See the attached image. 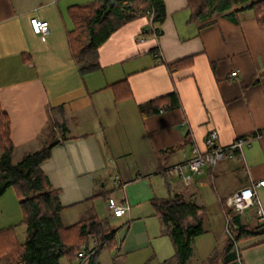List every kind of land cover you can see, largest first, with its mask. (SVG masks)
Here are the masks:
<instances>
[{
    "label": "crops",
    "instance_id": "crops-1",
    "mask_svg": "<svg viewBox=\"0 0 264 264\" xmlns=\"http://www.w3.org/2000/svg\"><path fill=\"white\" fill-rule=\"evenodd\" d=\"M92 1L0 0V108L10 120L12 161L58 140L40 167L59 190L63 224L77 222L94 195L125 198L131 209L121 217L127 229L113 264H174V246L152 199L176 195L193 202L206 231L210 207L209 214L225 223L226 198L264 177V25L252 10L194 22L187 0H163L158 35L141 34L148 15L122 25L98 48V67L82 74L69 49V12ZM32 17L48 22L47 34L31 30ZM178 60L188 61L170 73L165 64ZM122 80L127 95L116 100L113 84ZM171 93L177 107L140 115L139 104ZM80 126L88 129L77 132ZM212 130L219 146L251 136L244 160H221L189 184L164 172L187 159L193 144L206 151ZM116 175L126 183L124 192L112 188ZM239 216L256 229L237 244L240 263L264 264V229L244 212ZM21 218L9 188L0 196V230ZM21 228L15 229L20 242ZM202 235L192 242L188 264H222L226 235L219 249Z\"/></svg>",
    "mask_w": 264,
    "mask_h": 264
},
{
    "label": "trees",
    "instance_id": "trees-1",
    "mask_svg": "<svg viewBox=\"0 0 264 264\" xmlns=\"http://www.w3.org/2000/svg\"><path fill=\"white\" fill-rule=\"evenodd\" d=\"M187 4L190 19L194 22L207 20L214 15L229 16L252 10L257 24L264 25V0H187ZM150 8L153 9L154 30L159 34L156 23H161L165 17L163 0H93L85 5L72 6L68 43L78 70L86 74L96 69L98 48L122 25L147 15ZM148 30L144 29L141 34H151ZM187 61L178 60L165 65L170 73H174ZM113 87L116 100L127 95L128 84L125 80L113 84ZM166 98L169 102L163 104ZM176 98L175 93H171L139 104V113L146 117L177 107ZM57 143L56 139L46 142L40 149L14 163L10 120L0 108V196L7 189H13L22 215L17 224L0 230V264H60L59 260L63 257L71 262L78 251L89 250L90 240H95V244L91 246L93 253L87 264H101V252L105 248H116L118 228H110L106 218L97 216L93 205L95 195L85 201L89 206L77 222L63 224L61 212L64 207L59 199V190L51 186L40 167ZM152 204L165 234L174 246L172 261L174 264H188L194 238L205 232L198 217L200 208L176 195L165 199L154 198ZM228 216H231V237L226 236L222 264H238L236 244L252 236L256 229L243 224L240 216L231 209ZM18 226L25 229L22 242L18 240L15 230Z\"/></svg>",
    "mask_w": 264,
    "mask_h": 264
},
{
    "label": "built area",
    "instance_id": "built-area-1",
    "mask_svg": "<svg viewBox=\"0 0 264 264\" xmlns=\"http://www.w3.org/2000/svg\"><path fill=\"white\" fill-rule=\"evenodd\" d=\"M147 15L149 24V30H147L151 32V34L158 35V32H155L153 27L154 15L152 8L148 10ZM29 22L31 30L35 34L43 35L48 33L49 25L47 21L32 17ZM142 31H144V29ZM237 73V71H232L230 73V77L235 78ZM217 139V132L215 130L210 131L205 140L208 147L206 151H201L196 144H193L191 155L187 159L167 167L164 172L174 174L184 183L189 184L195 176L202 174L208 167L216 165L221 160L231 158H237L242 161L244 160L243 146L248 144L251 136H240L225 146L216 145ZM111 185L114 190L124 192L126 183L122 182L119 176L116 175L112 178ZM261 187H264V177L251 181L249 184L235 191L226 198L225 203L235 214L238 215L242 214L246 210H250V216L257 221L260 229H264V206H262V203L257 195V189ZM106 209L112 217L121 218L129 216L131 206L125 198L119 200L115 197H108L106 200ZM230 222L231 216L226 217L225 231L227 235L231 237L229 231ZM91 248L92 247H89L88 251H85L84 249L78 251L76 255V264H87L90 254L93 253ZM235 249L237 262L238 264H241L237 244Z\"/></svg>",
    "mask_w": 264,
    "mask_h": 264
},
{
    "label": "rangeland",
    "instance_id": "rangeland-1",
    "mask_svg": "<svg viewBox=\"0 0 264 264\" xmlns=\"http://www.w3.org/2000/svg\"><path fill=\"white\" fill-rule=\"evenodd\" d=\"M87 129H88V127H86V126H80V127H78V129L76 131L81 132V131H85ZM257 195H258L259 200L262 203V206H264V189H258ZM93 202H94L93 205H94L97 216L100 219L106 218L109 222V225L111 226L110 228H112L113 226H114V228H119L118 231L116 232L117 233L116 234V241L118 244L120 242L121 238L124 236V233L127 229V224H124V223L122 224V222H124V218L116 219L114 217H111L109 212L106 209V204H105V200L103 197L96 196L94 198ZM209 210L211 212H213L212 207H210L208 209V213L206 214V218L209 219L208 222H210V227H209L208 223L204 224V227L207 230L200 237V240H203L205 243H208L209 241L211 243H215L214 247L216 249H219L220 248V240L221 241L224 240L225 235L227 236V233L225 231V223H224V221H218L215 218L214 213L209 214ZM250 214H251L250 210H246L244 212V215L247 216V219L250 218ZM65 221H67V220H65ZM249 222H251L250 219H249ZM18 234L20 235V240H22L24 238V228H21L18 231ZM115 251H116V249L109 250V249L105 248L100 254L101 264H113L114 263L113 259L116 258V252ZM61 262H62V264H65L67 262V259L63 257Z\"/></svg>",
    "mask_w": 264,
    "mask_h": 264
}]
</instances>
